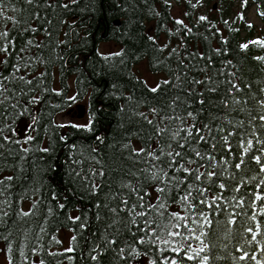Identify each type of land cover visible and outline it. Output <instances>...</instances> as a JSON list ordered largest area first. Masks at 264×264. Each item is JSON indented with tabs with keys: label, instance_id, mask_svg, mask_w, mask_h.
<instances>
[{
	"label": "trees",
	"instance_id": "obj_1",
	"mask_svg": "<svg viewBox=\"0 0 264 264\" xmlns=\"http://www.w3.org/2000/svg\"><path fill=\"white\" fill-rule=\"evenodd\" d=\"M176 1L180 3L185 0ZM231 1H238L243 6V0ZM39 2L43 5L44 0ZM53 2L57 4L55 9L35 8L27 5L24 0H4L6 5L4 15L16 18L19 23L14 25L11 19L5 20L0 15V31H3L5 26L9 30L8 51H0V74L9 76L14 73L13 66L17 64L21 71L16 75H25L28 79L40 77L41 73H45L40 87L30 93L40 95L41 102L29 106L33 108L32 113L30 115L26 113L12 126L9 133L13 140L21 142L29 134L36 138L31 144L23 145L30 148L27 160H20V156L23 155L19 152L20 144L9 143L0 148V180L4 181L0 184V192L3 193L0 194V209L9 213V216L0 219V237L8 236L11 241L13 250L10 255L16 264H20L19 252L22 245H27L25 251L31 257V249L37 244L41 245L42 251L39 256L32 259L43 258L46 264H95L89 258V249L94 241L99 242L106 222L112 218L111 213L102 207L99 209L102 219L98 221L96 219L98 210L95 205L107 203L115 207L119 199L112 197L116 193L128 192L127 189L121 188V185L137 183V177L131 173L149 167L144 163H136L129 150L124 148V145L129 143L136 149L146 147L149 143L155 145L154 140L151 142L148 140L149 134L154 133L155 129L138 113H146L148 119H153L149 108L155 107L163 109L160 112L161 116L171 114L168 105L174 97L179 96L177 111L186 114L191 110L197 116L198 126L203 123H223L226 129H230L231 126L226 119L214 120V117H234L247 121L246 114L241 116L237 112H232L231 108L225 109L220 102L222 97L226 98L230 85L220 83L218 91L213 93L207 91L204 85L194 86L189 81L203 80L205 76L212 77L215 82L236 79L241 87L245 83L250 84L252 93L258 99H264V94L260 93V88L264 87V62L254 59L264 56V47L249 43L257 39L264 41V37L260 35L254 37L256 33L259 34L254 27L246 29V38L240 36V26L236 25L238 17L231 23H225L222 20L225 19L223 16L208 17L206 21L197 20L195 23V18L191 14L188 18L192 19V22L190 21L188 27L192 28V34L185 35L183 29L177 31L180 26L176 25L175 19L171 17L170 6L161 3L160 0H78L76 4L70 3V0ZM60 3L68 4V8L59 7ZM248 4L256 8L257 15L264 24V16L260 15L264 11V0H248ZM11 7H15L17 11H12ZM143 18L154 21L156 38L165 34L169 42L178 46L177 52L181 53L179 57L164 56L163 52L158 51V44L148 39ZM117 21L119 25H112ZM170 24L173 33L169 35L167 29ZM33 27L37 29L35 33L31 31ZM102 40L120 44L123 47L122 55H110L109 60L102 59L96 51L98 42ZM61 41L63 43L57 48L56 45ZM182 44L184 47H181ZM241 44H248V47L242 50ZM3 45L4 41L0 40V47ZM217 49L220 50L219 54L215 51ZM188 53L203 54L204 59H200L199 55L185 59ZM58 56H62L63 59H58ZM144 57H148L152 71L164 72L167 75L166 80L172 81V84L164 85L157 93L149 91V87L132 72V66ZM209 57L211 65L202 71L201 69H205L209 64ZM27 65L30 67H26ZM220 70H224L223 75L219 74ZM229 72L234 73V77L228 76ZM177 75L180 76V80H176ZM55 76L57 90L62 93L60 96L52 91L55 89ZM70 77H73L74 93L77 89L81 92L77 101L86 99L89 114L94 117L91 131L56 127L59 125L55 120L56 115L67 111L73 104L66 101V96L71 94ZM6 83L16 93L20 92L21 87L27 90L19 81ZM35 83L39 81H34ZM173 84L178 87H173ZM209 86L215 87L216 84ZM192 88L203 92V105L198 103L201 99L199 95H188V89ZM244 92L247 93L248 89L245 88ZM129 97L131 99H126ZM27 99V96L22 98L25 103ZM184 101L187 103H182ZM187 104L191 105L190 109ZM249 106L255 114L258 109L255 101L249 99ZM33 115L39 120L34 126L35 130L26 127L32 123ZM188 122L191 123V119ZM20 123L26 125L18 127ZM176 123L173 122L172 126ZM256 123L258 125L259 121ZM18 129L22 130L23 137L19 136ZM258 131L260 138L264 139V129L258 128ZM62 136L65 139L62 140ZM98 136L103 142L96 139ZM238 139V136L232 137V148L227 150L217 136V151L214 155L218 160L223 157L229 161L228 164L221 162L217 171L227 168L235 175V180L226 178L223 181L227 189L222 193L226 201L222 206L227 208L228 212L240 214L236 216L234 225L228 223V212L219 217L212 215L214 224L209 240L214 247L210 254L211 264H256L257 260L264 264V214L259 212V206H264V199L256 202V219H252V201L257 191L264 195V185L259 189L256 187L261 177L257 176L259 167L251 160V156L256 155L262 146H255L242 166L243 171L237 172L234 164L238 162L241 152ZM0 143L3 141L0 140ZM46 147L51 149L49 153L37 150ZM193 147L210 150L209 144L196 145L195 141ZM92 149L96 151L93 152ZM73 160L81 163H73ZM90 167L97 170L102 168L105 172L103 186L96 196L88 194L80 177L75 180L72 178L75 175L73 169L76 171L82 169L81 175L90 177L91 173L88 171ZM7 176L14 179L5 180ZM95 179L97 183L101 182L99 176ZM242 179L245 183L237 193L233 190L234 185ZM216 183H219L218 179ZM53 191L57 195L56 200H52ZM212 192L219 194L221 190L214 186ZM173 195L175 196V193ZM233 197H242L244 206L233 208L232 206L236 204ZM23 201L28 203L26 207L21 205ZM61 203L65 205L63 209L58 206ZM33 204L36 205L35 208ZM30 210L31 214L28 216L20 214ZM170 211L179 212V205L171 204ZM69 216H80L81 220L73 223ZM217 220L218 224L215 223ZM257 223L261 225V230L253 241L251 233L247 232L246 228L250 227L255 231ZM81 224L86 226L82 229ZM41 228L45 231L41 232ZM62 231H69L72 234L69 247L74 248L73 252L61 249ZM111 231L109 230L110 233ZM94 233L96 235H93ZM73 236L77 238L75 244L72 242ZM53 238L61 243L56 244ZM125 239L134 240L135 237L124 233L119 237L121 244L118 246H123L122 242ZM0 243L7 248V242L2 238ZM139 248L147 255L141 256L133 264H148L149 258L160 260L161 253L157 248L149 245H140ZM238 248L248 252L249 255L244 260L238 259L241 255ZM49 252H58L62 255L50 256ZM163 255L171 258L175 253L165 251ZM253 255L256 260L251 259ZM114 257L115 253L109 250L100 260L102 264H118V257L115 259Z\"/></svg>",
	"mask_w": 264,
	"mask_h": 264
},
{
	"label": "snow or ice",
	"instance_id": "obj_2",
	"mask_svg": "<svg viewBox=\"0 0 264 264\" xmlns=\"http://www.w3.org/2000/svg\"><path fill=\"white\" fill-rule=\"evenodd\" d=\"M27 5H32L35 8H53L57 6L53 0H44L43 5L40 4L39 0H24ZM78 0H70V3L76 4ZM167 3V0H165ZM248 0H243V6L246 7ZM4 0H0V15L4 17L5 20L11 19L12 23L18 24L19 21L12 17L9 18L4 15L5 8ZM61 8H68V4L60 3L58 5ZM195 7V5H192ZM12 11H17L15 7H11ZM22 11L25 9H21ZM187 15V13H185ZM264 16V11L260 13ZM36 18H39L38 13ZM243 19V15L240 16ZM205 16H199L198 22L206 21ZM176 25L180 26L177 31L181 29L184 30L185 35L192 34V28H189L180 19L175 20ZM225 23H227L225 21ZM249 28L252 27L251 24L248 25ZM31 31L35 33L36 28H31ZM50 35V34H49ZM67 35V33L65 34ZM8 37L9 30L5 26L3 31H0V40L4 41L3 47H0V51H8ZM148 39L154 44L156 40L153 36L149 35ZM31 43V41H29ZM59 42L56 47L59 48ZM186 43V42H185ZM249 43L260 45L264 47V41L259 39L255 41H250ZM39 46V45H37ZM164 47L158 49V51H163ZM184 47V44L181 45ZM241 49H246L248 44H241ZM186 51V49H185ZM219 54V49L215 50ZM99 55L104 60H109L111 57L105 55L102 52L97 51ZM121 52L112 53L111 56H121ZM179 57L181 53L177 52L176 48H173L169 53V56ZM199 55L200 59H204L203 54L198 53H188L185 59H192ZM58 59H63L62 56H58ZM258 61L264 62V56L254 57ZM209 64L205 66V71L207 67L211 65V58H208ZM7 63V61H5ZM15 71L9 76H3L0 74V148H3L6 144H20L19 152L23 153L20 156L21 161L27 160V155L30 153V148L24 147V144H31L36 138L32 135H27L26 138L21 142L18 140H13L12 135L9 133L12 131V126L16 124L23 116L31 114L33 111L32 107L39 104L42 100L40 95H30L34 92L37 87H40L42 83V78L45 73H41L40 77H33L28 79L25 75H16L21 71L20 66H13ZM26 67H30L27 65ZM220 75L224 74V70H220ZM234 73L229 72L228 76L234 77ZM180 76H176V80H180ZM13 80L19 81L21 85L26 86L21 87L20 92L16 93L14 89H10L6 82H11ZM34 81H39L35 83ZM79 84L80 81L78 80ZM147 86V82H144ZM192 85H204L205 89L209 92H217L220 83L230 85L227 88L226 98L221 99V103L225 109L231 108L232 112H237L239 115H247L248 119L234 118V117H214V120L226 119L227 123L231 126L230 129H226L223 123H203L202 125H197V116L191 110L187 111L186 114L177 111L178 104L177 101L180 100L179 96L173 98L172 102L168 105L171 110V114L160 115L163 109H157L155 107H150L149 111L153 114V119H148L146 113H138V115L146 121V123L155 129L154 133H150L148 140L155 141L153 146L149 143L146 147H141L139 149L133 148L131 144H125L124 148L129 150L130 155L135 159L136 163H144L148 165L147 168H140L136 172L131 173L137 177V183L133 184L131 182L122 184L121 188L128 190L127 193H116L112 199H119L118 204L113 207L110 204L97 203L95 207L97 208L96 219L99 221L102 219L99 209L106 208L109 213H111L110 221L105 224L104 232L100 234L99 242L94 241L91 248L89 249L88 255L91 261L95 264H102L100 258L102 255L111 250L115 253V257H118L119 262H124V264H133V262L139 260L141 256L147 255L146 252L141 251L140 245H149L155 247L161 253L160 260L157 261L153 258H149L148 264H186V262H192V264H211V251L214 245L210 242L209 237L211 235V230L213 228L214 221L212 215L215 214L219 217L221 214L228 212L227 208L222 206V203L226 202L223 191L227 189V185L223 182L224 179L230 178L235 180V175L230 173L227 168H222L221 171H217V167L223 162L228 164L226 158L217 159L214 153L217 151V136L223 141L224 146L227 150L232 148L231 139L234 136H238L237 141L241 152L238 162L234 164L237 172L243 171V165L249 153L255 148L256 145H261L257 150V154L251 156V160L254 161L259 167V172L257 176L261 177L259 184L256 185L257 189L261 185H264V139L260 138L259 129H264V99H258L254 93L251 91V85L245 83L243 87L236 82V79H227L225 81L215 82L212 77L205 76L203 80L192 79L189 81ZM215 83V87H210L209 85ZM172 84L170 80H164L163 84H157L155 87H149V91L152 93H157L164 85ZM173 87H178V85L173 84ZM247 88L248 92L245 93L244 89ZM47 91V89H44ZM55 95L60 96L62 93L57 89H52ZM240 95H237V94ZM260 93L264 94V87L260 88ZM193 94L199 95L201 99L198 103L204 104L203 92L198 89H188V95ZM81 92L79 89L74 94H69L66 96V101L75 103L80 98ZM27 96L28 99L23 102L22 98ZM126 99H131L126 98ZM249 99L255 101L258 105V109L253 114V110L249 106ZM182 103H187L186 101ZM190 109L191 105L187 104ZM11 109V111H9ZM123 111V108L121 109ZM191 119V123L188 120ZM94 117H90L87 124H59L56 127L64 128L71 127L77 129H84L85 131H91V126ZM11 121V122H9ZM32 123L26 125V127L33 130L34 126L39 123L36 116H31ZM257 121L259 124L257 125ZM173 122H177L175 126H172ZM239 129V131H237ZM61 139H65L63 136ZM97 140L102 141L101 137H96ZM193 141L196 145L209 144L210 150H201L199 147H193ZM73 149L75 145L72 146ZM43 153H49L50 148H39L37 149ZM93 152L96 149H92ZM73 163L79 164L81 161L73 160ZM99 163V161H96ZM23 170V169H21ZM75 175L72 177L74 180L80 177L84 181V188L90 196L98 195L99 189L103 186V177L105 172L101 168L97 170L95 168H89L91 176H82L81 171H76ZM71 174V173H70ZM101 178V182H96V177ZM143 177V178H141ZM256 177H252L255 179ZM14 177L7 176L5 180L11 181ZM219 183H216V180ZM4 181L0 180V184ZM245 181L242 179L239 183L234 185L233 190L237 193L241 191L242 186ZM216 186L221 192L219 194L213 193L212 188ZM7 187V186H6ZM151 189L152 191H149ZM153 191L155 195L153 196ZM175 193V196L173 195ZM0 194H3L0 192ZM57 195L55 191L52 193V200H56ZM264 199V195L260 194L259 191L255 194V199L252 201L253 206V216L252 219H256V208L257 201ZM236 204L233 208L244 206L242 197H233ZM171 204H178L180 211H170ZM33 204V208H35ZM60 209L65 207L64 204L58 205ZM3 217L9 216L7 211L0 209ZM51 213V209H49ZM259 212L264 214V206H259ZM23 216H28L31 214L29 212H21ZM124 214V215H122ZM240 213L238 212H228V223L234 225L236 223V216ZM69 219L75 223L80 221V216L71 217ZM219 223V220L215 221ZM83 229L86 225L81 224ZM109 230H112L111 233ZM261 230V225L257 223L256 230L252 228H246V231L251 233L252 240L255 241L258 233ZM45 229L41 228V232ZM127 233L131 237H135L134 240L125 239L122 244L123 246H118L121 244L119 237ZM93 235H96L95 233ZM7 242V252L9 254L7 264H16L14 258L10 255L12 253V243L9 241L8 236L0 237ZM54 242L56 244L61 243L55 238ZM76 236L72 237V242L75 244ZM27 245H22L19 255L20 264H46V261L41 258L39 260L32 259L40 255L42 251L41 245L37 244L36 247L31 249V257L25 251ZM241 255L238 257L239 260H244L249 254L242 248H238ZM2 251V250H0ZM66 252H73L74 248L69 247L65 250ZM165 251H170L175 253L174 257L169 258L164 256ZM50 256L62 255L58 252H49ZM114 257V259H115ZM251 259L256 260L255 255ZM256 264H262L261 261H256Z\"/></svg>",
	"mask_w": 264,
	"mask_h": 264
},
{
	"label": "rangeland",
	"instance_id": "obj_3",
	"mask_svg": "<svg viewBox=\"0 0 264 264\" xmlns=\"http://www.w3.org/2000/svg\"><path fill=\"white\" fill-rule=\"evenodd\" d=\"M186 2H190V0L183 1L180 3L172 2V6H174V9H173L174 13L173 12L172 13L174 16H178L179 8H180L179 6L186 5ZM192 2H194L196 4L197 10H199V12L203 13V14H206V12L208 10H210V8H212L213 6H215V8H218V12H217V10L215 11V15H219L220 13L225 15L226 13L229 12V13H231V16H234L237 13V9H238V6H237L238 4L236 1L233 2L232 4H230L228 1L223 2L222 0H192ZM247 17H248V20L250 23H253L259 29L261 28L259 20L256 19L255 15H254V9H251L247 13ZM262 29L264 31V27H262ZM98 48H99V52H102L104 54H110V53L115 52L118 48L120 49V46L118 45V48H117V46L114 43L107 41V42L100 43ZM134 70H135L134 73L137 76L139 75L144 82L146 81L148 86L155 87L157 84H159V82L161 80L166 79V76L163 73H158V74L154 73L153 74L148 69V66L145 63H139L138 65L135 66ZM71 94H73V92H71ZM81 104H83L85 106L84 102H82ZM88 121H89V117L87 118V116H85L82 119H77L76 117H71L70 115H67L66 113H62V114H59L57 116V122H59V123L87 124ZM25 125H26L25 123H20L19 127H23ZM20 133H22V130H20ZM23 206L25 207V206H27V204L24 203ZM61 234L63 237L64 246H67L69 234L67 232H62ZM0 245H2V244H0ZM0 250H2V251H0V264H7L6 250L4 251V248L2 249L1 247H0Z\"/></svg>",
	"mask_w": 264,
	"mask_h": 264
},
{
	"label": "bare ground",
	"instance_id": "obj_4",
	"mask_svg": "<svg viewBox=\"0 0 264 264\" xmlns=\"http://www.w3.org/2000/svg\"><path fill=\"white\" fill-rule=\"evenodd\" d=\"M160 1H161V0H160ZM185 1H187V0H185ZM172 2H177V1H176V0H167V3L172 4ZM161 3H166V2H165V0H162ZM178 3H179V2H178ZM213 8H215V6H213V7L210 8V9H213ZM117 22H118V21H117ZM73 93H74V92H73ZM82 102L85 103V106H84L83 104H82V105L85 107L86 111H88V102H87V100L85 99V100L81 101L80 103H82ZM67 115H70V116H73V115H74V116H75V114H73V113H67ZM19 125H20V124H19ZM19 125H18V127H19ZM18 130H19V129H18ZM19 136L23 137V132L20 133V130H19ZM24 203H25V201H23V202L21 203V205L24 204ZM26 204L28 205V203H26ZM23 207H24V206H23ZM25 207H26V206H25ZM27 208H28V207H27ZM27 208H26V209H27Z\"/></svg>",
	"mask_w": 264,
	"mask_h": 264
}]
</instances>
